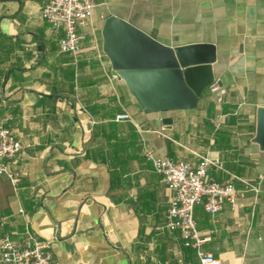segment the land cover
<instances>
[{
	"label": "crops",
	"instance_id": "obj_1",
	"mask_svg": "<svg viewBox=\"0 0 264 264\" xmlns=\"http://www.w3.org/2000/svg\"><path fill=\"white\" fill-rule=\"evenodd\" d=\"M47 1L0 0V125L21 144L10 165L19 180L0 175V235L33 233L59 264H200L178 231L160 228L172 193L143 155L149 146L192 164L218 159L211 179L258 186L256 199L249 191L215 216L197 205L194 218L216 264H264V151L252 142L264 0H94L76 60L40 16ZM110 16L170 47L213 44L223 101L207 86L193 107L142 108L104 50Z\"/></svg>",
	"mask_w": 264,
	"mask_h": 264
},
{
	"label": "built area",
	"instance_id": "obj_2",
	"mask_svg": "<svg viewBox=\"0 0 264 264\" xmlns=\"http://www.w3.org/2000/svg\"><path fill=\"white\" fill-rule=\"evenodd\" d=\"M94 0H49L40 9V16L54 33L59 34V50L72 56L75 60L81 52V43L86 33L82 27L89 24ZM209 89L215 94L218 105L223 101L225 89L214 80ZM116 120H129L128 113L116 115ZM20 142L8 127L0 125V175H5L16 183L19 175L10 165L14 162ZM143 155L151 163L153 169L160 174L161 181L172 193L165 223L161 229L178 231L185 246L196 251L200 264H216L212 253L203 250L204 240L200 236L194 218V208L200 205L203 210L215 216L229 203L233 208L239 204L247 192H252L256 199L258 186L244 182L242 188H236L231 182H218L211 179L207 172L210 166L220 168L218 159L211 160L201 157L199 162L192 164L184 160L157 155L149 146L143 147ZM242 205V204H240ZM19 209V212H22ZM0 264H59L54 257L50 243L33 233L24 235L21 242L12 239L10 233L0 235Z\"/></svg>",
	"mask_w": 264,
	"mask_h": 264
},
{
	"label": "water",
	"instance_id": "obj_3",
	"mask_svg": "<svg viewBox=\"0 0 264 264\" xmlns=\"http://www.w3.org/2000/svg\"><path fill=\"white\" fill-rule=\"evenodd\" d=\"M102 34L114 72L147 111L193 107L197 96L214 81L211 43L170 47L115 16L105 20ZM169 122L163 119L164 124ZM252 142L264 151V106L256 109Z\"/></svg>",
	"mask_w": 264,
	"mask_h": 264
}]
</instances>
